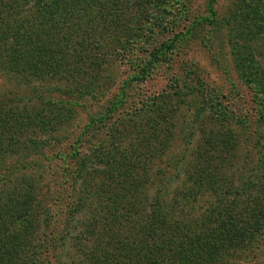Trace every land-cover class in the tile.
I'll return each instance as SVG.
<instances>
[{
	"label": "trees",
	"instance_id": "obj_1",
	"mask_svg": "<svg viewBox=\"0 0 264 264\" xmlns=\"http://www.w3.org/2000/svg\"><path fill=\"white\" fill-rule=\"evenodd\" d=\"M174 1L0 0V75L12 89L11 105L0 112V162L17 155V145L33 151L69 136L62 131L56 140L49 126L58 120L68 128L65 119L78 112L58 101L51 115L49 94H68L85 107L99 103L106 91L101 67L115 51L112 43L131 31L132 15L147 18L151 10L159 29L172 27L164 12ZM236 4L229 41L260 99L255 134L262 135L248 134L244 119L216 99L187 109L189 121L178 125L174 102L161 96L150 109H128L86 152L91 127L102 128L98 123L122 102L86 116L69 145L77 161L67 168L71 203L57 234L75 252L66 253L70 264H215L264 233V0ZM95 33L108 40L106 47ZM238 130L254 140L250 157L240 154ZM175 140L187 145L180 157L170 153ZM33 171L25 167L0 180V264L46 258L50 192L43 193L42 176Z\"/></svg>",
	"mask_w": 264,
	"mask_h": 264
},
{
	"label": "rangeland",
	"instance_id": "obj_2",
	"mask_svg": "<svg viewBox=\"0 0 264 264\" xmlns=\"http://www.w3.org/2000/svg\"><path fill=\"white\" fill-rule=\"evenodd\" d=\"M236 8V0H175L173 6L166 5V13L164 12V21L172 27L162 26L161 29L158 21H154L155 17H151L157 12L149 10L147 18L143 13H134L131 17V31L112 43L115 51L108 59V65L101 67L103 76L106 77L103 85L106 91H100L103 96L98 100L99 103L87 101L88 105L85 107L68 94H49L55 105L50 110L51 115H57L53 110H57L58 101L69 104L68 106L74 107L71 108L72 111L78 112L73 119H65L68 128H62L58 120L49 126L51 135H57L56 140L60 139L62 131L70 133L69 136L63 138L62 142L52 143L50 147H35L33 151L23 152L17 145V155L10 152L7 154V161L0 162V180L11 172L26 167L42 176L40 186L44 187L43 193L50 192L48 197L52 217L47 222L43 220L47 249L42 253L46 257L43 264L73 261L66 253L73 256L75 252L68 249L65 239L58 243L57 234L63 229L71 203V182L66 176L71 170L67 168L74 167L77 161L72 152L73 146L70 148L69 145L77 137L82 125L88 121L86 116L102 114L104 109L122 102L121 107L111 112L108 110L98 123L102 128L91 127L90 138L86 146L82 147V151L86 152L98 145L97 141L104 139L109 130L116 129L119 118L128 109H150L151 100L161 96L163 100L166 98L171 99V103L174 102L172 106L178 109L174 121L178 125L182 120L189 121L191 114L185 115L187 109L199 106L202 108V101L216 99L224 108L233 109L236 117L244 119L247 133L259 139L262 134L256 137L255 129L261 113L260 99L255 93L256 89L244 79L245 74L240 73V69L244 68L239 65L240 59L236 57L233 43L229 41V23ZM94 37L103 38L97 41V45L103 48L108 45V40L100 33H95ZM165 42L169 48L164 46ZM8 90L12 89L0 75V112L4 106L9 108L11 105L7 101L10 97ZM237 134L241 138L240 154L245 153V158L250 157L254 140L246 138L239 130ZM186 149V143L175 140L170 153L180 157ZM190 151L194 152L195 149ZM256 151L257 149L254 153ZM254 155L253 158L256 157ZM237 165L241 166L242 163ZM3 182H0V188ZM215 264H264V233L259 235L249 249L236 251Z\"/></svg>",
	"mask_w": 264,
	"mask_h": 264
}]
</instances>
